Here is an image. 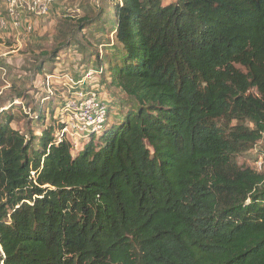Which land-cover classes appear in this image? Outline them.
<instances>
[{
	"label": "trees",
	"instance_id": "1",
	"mask_svg": "<svg viewBox=\"0 0 264 264\" xmlns=\"http://www.w3.org/2000/svg\"><path fill=\"white\" fill-rule=\"evenodd\" d=\"M93 24L124 99L76 149L0 113V264H264V172L237 160L264 136V0H120Z\"/></svg>",
	"mask_w": 264,
	"mask_h": 264
},
{
	"label": "rangeland",
	"instance_id": "2",
	"mask_svg": "<svg viewBox=\"0 0 264 264\" xmlns=\"http://www.w3.org/2000/svg\"><path fill=\"white\" fill-rule=\"evenodd\" d=\"M162 2L167 5L173 0ZM117 3L120 4V0H59L46 18L27 20L29 31L24 26L19 30L10 27L0 29V109L5 115H11L12 129L22 134L32 132L39 136L37 127L42 126L34 121L35 111L40 110L45 116L43 128L54 124L59 115L58 109L65 89L60 84L64 81L58 79L69 77L78 80L86 70L99 67L101 60L96 59V53L100 58L103 56L104 62L108 60L104 55L108 58L109 54H105V50L112 39L111 25L105 24L103 28L90 24L97 20L105 23L114 20ZM2 15L4 13L0 4ZM83 17L94 20L84 24ZM65 43L71 45L58 50L60 52H56L55 61L49 60V55ZM100 43L103 46H99ZM103 68L106 69V66ZM50 75L58 79H50L52 98L48 100L51 94L44 83L45 77ZM101 79L100 74L95 75L92 88L111 106L109 118L112 120L114 103L124 99V96L102 84ZM20 94L22 98H16ZM77 143H73L75 149ZM237 160L239 165L264 172V143L255 145Z\"/></svg>",
	"mask_w": 264,
	"mask_h": 264
},
{
	"label": "built area",
	"instance_id": "3",
	"mask_svg": "<svg viewBox=\"0 0 264 264\" xmlns=\"http://www.w3.org/2000/svg\"><path fill=\"white\" fill-rule=\"evenodd\" d=\"M59 0H0L4 15L0 16V29L6 30L8 27L19 30L26 27L29 31L28 19H44L49 15L53 5ZM102 74V69H88L83 72L80 79L65 77L58 79L52 75L45 77L48 93L50 92V79L64 81L61 87L63 90V100L58 109L56 117L58 130L55 132V139L69 140L72 144L84 141L90 135H97L103 129L108 116V103L101 99L99 94L92 88L94 76ZM21 105V104H19ZM3 109H0V113ZM77 143V144H78ZM264 143V136L256 145Z\"/></svg>",
	"mask_w": 264,
	"mask_h": 264
},
{
	"label": "crops",
	"instance_id": "4",
	"mask_svg": "<svg viewBox=\"0 0 264 264\" xmlns=\"http://www.w3.org/2000/svg\"><path fill=\"white\" fill-rule=\"evenodd\" d=\"M105 100V99H104Z\"/></svg>",
	"mask_w": 264,
	"mask_h": 264
}]
</instances>
